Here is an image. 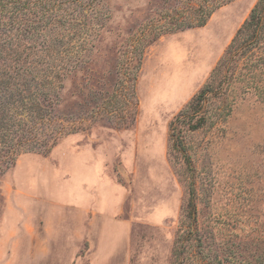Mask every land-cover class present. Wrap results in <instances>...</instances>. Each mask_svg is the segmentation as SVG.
<instances>
[{
    "label": "rangeland",
    "instance_id": "rangeland-1",
    "mask_svg": "<svg viewBox=\"0 0 264 264\" xmlns=\"http://www.w3.org/2000/svg\"><path fill=\"white\" fill-rule=\"evenodd\" d=\"M256 1L231 0L205 25L172 33L157 27L173 17L195 21L205 15L200 7L224 0H93L84 9L54 2V12H69V23L43 25L42 17L35 36L9 34L0 11V41L12 38L0 47V85L7 88L0 91V119L5 111L11 121L31 120L33 113L22 108L28 100L21 102L30 87L18 83L50 65L64 67L58 103L43 109L45 117L30 131L32 149L12 163L0 158V264L28 263L34 224L42 229L44 219L58 228L59 214L71 226L77 216L84 231L95 230L96 220L87 226L91 211L58 199L76 170V155L86 150L103 164V183L113 181L120 195L110 223L126 225L127 233L110 264H264V100L246 82L251 68L264 69V49L255 48L226 72L223 88L204 102L200 128L177 123L172 134L169 125ZM32 11H22L25 23L39 19ZM153 34L159 37L148 43ZM73 63L75 69H65ZM4 69L11 76H1ZM58 126L78 129L42 153ZM103 192L99 188V203ZM97 223L100 230L101 216ZM86 238L67 253V264H89V243L94 248L101 235ZM46 264L56 263L46 258Z\"/></svg>",
    "mask_w": 264,
    "mask_h": 264
},
{
    "label": "trees",
    "instance_id": "trees-1",
    "mask_svg": "<svg viewBox=\"0 0 264 264\" xmlns=\"http://www.w3.org/2000/svg\"><path fill=\"white\" fill-rule=\"evenodd\" d=\"M92 1L93 0H80L79 2L78 0H0V11L3 12L2 15L7 17V21L5 23H1V25L8 31L9 34L14 32L15 34H18L21 30H23L28 32L30 36H35L37 34L39 35L41 31L39 28L42 27L39 21L42 19V17H45L43 25H45V23L58 22L60 23V26H63L64 24L69 23V12L67 11L66 14L54 12L52 8L54 2L63 4H69L71 2L75 4L78 2V7L84 9L85 7L90 6ZM229 1L231 0L217 2L213 7H200L202 12H205V15H199L195 21L189 20L184 22V20L181 18L173 17L171 20L165 23L166 25H164V27H157V30H164L162 33H172L179 30L203 26L206 24L208 18L216 8ZM212 2H216V0H212ZM58 3L57 5L62 8ZM29 7L36 8H34L32 11L28 10ZM23 10L26 12L32 11L40 14L39 19L37 21L25 23V21H23V16L26 14H22ZM201 10L199 11L201 12ZM158 37L159 35L154 36L153 34L148 43L153 42ZM11 39L12 38L7 40L3 39L5 40L3 42L0 41V47L2 44H9ZM255 48L264 49V0H257L255 2L249 12L248 17L243 21L240 27L237 28L234 36L224 49L222 55L216 61L205 82L192 96L188 103L174 116L173 120L169 124L172 134L175 132L177 123L187 124L190 130H196L205 123L207 117L206 110L204 109L205 100L210 95L219 93L218 91L222 89L226 83V72H229L233 65L238 63L239 60H243L249 56H252ZM55 53L60 54V51L56 50ZM52 54L53 53H49V55ZM57 56L61 57L60 55ZM0 58L2 59L3 57ZM19 60L20 59L17 57L13 59L16 64H19ZM262 61L264 62V55L262 56ZM76 66L77 64L73 63L71 65L65 66V69H75ZM49 67L50 70L38 73L33 78V80H29V82L26 83L23 82L22 84L20 82L18 83L19 87L26 85L24 88L25 91L28 89V86L30 87V90H28L29 93L26 95V97L21 98V102H24L25 99L28 100L27 105L24 104L26 102L22 103V108L30 112V114L33 113L34 117H32L31 120H26L25 117L19 116L18 118L13 117V121H11L12 116H7L5 111L1 112L0 158L4 161L8 160L12 163L14 161V157L21 151H29L32 149L29 138L30 131L34 129L33 126L37 124L43 116L45 117L44 114H46V112L43 111V109H46V107L53 108L55 107L54 105H56L59 101L58 96L61 89L63 88V81L59 71L64 67L61 66L58 68V65H50ZM17 70H20V66L17 67ZM249 71L250 77L246 73L247 87L252 88L253 91L261 96V98L264 100V69L260 68L258 73L254 72L253 68H251ZM233 72L234 71L231 73L233 74ZM2 75L11 76L10 73L5 69L2 70L1 76ZM38 77H40L41 81L37 80ZM8 79H12V77H9ZM0 84H2V82ZM38 86H50L51 90H40L35 94L34 91L35 89L39 88ZM6 89L7 88L5 85H0V91ZM29 121H31L30 126H27ZM20 122H22L24 128H20ZM58 127L60 130L58 135L52 136L49 143L47 140L42 143V153L48 152L63 133H73L78 129L77 127H71L70 130L65 131L64 127Z\"/></svg>",
    "mask_w": 264,
    "mask_h": 264
},
{
    "label": "crops",
    "instance_id": "crops-1",
    "mask_svg": "<svg viewBox=\"0 0 264 264\" xmlns=\"http://www.w3.org/2000/svg\"><path fill=\"white\" fill-rule=\"evenodd\" d=\"M88 152L89 150H86L85 153L76 155V170L70 174L58 199L61 203L74 206L80 212L91 211L87 226L92 227L91 225L96 220L95 230L92 231L93 229L90 228L89 235V232L84 231L82 225L79 224L81 219L77 216L74 217V225L71 226L67 218L59 214L58 228H52V225L44 219L42 229H39L38 224H34L32 240L27 246V251L32 255L28 256L27 264H46V258H54L56 264H67V253L79 250L78 242L85 236L87 240L92 241L88 236L93 234L97 237L100 234L101 238L94 248L91 247L92 242L89 243V264H110V258L122 244L123 236L127 233L126 225L118 229L110 223L111 214L120 209L118 200L120 195L118 193L116 197L113 181L108 186L103 183L105 182L102 177L103 164ZM99 188L105 191L100 203L96 200ZM99 216L102 220L100 230L97 223ZM48 253H54V255H48Z\"/></svg>",
    "mask_w": 264,
    "mask_h": 264
}]
</instances>
